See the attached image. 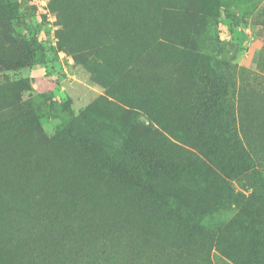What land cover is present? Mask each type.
<instances>
[{
    "label": "rangeland",
    "instance_id": "374dc122",
    "mask_svg": "<svg viewBox=\"0 0 264 264\" xmlns=\"http://www.w3.org/2000/svg\"><path fill=\"white\" fill-rule=\"evenodd\" d=\"M106 2L0 0V264H264V0Z\"/></svg>",
    "mask_w": 264,
    "mask_h": 264
},
{
    "label": "trees",
    "instance_id": "16d2710c",
    "mask_svg": "<svg viewBox=\"0 0 264 264\" xmlns=\"http://www.w3.org/2000/svg\"><path fill=\"white\" fill-rule=\"evenodd\" d=\"M155 1L156 0H108V2L104 4L102 10L98 12L99 14L96 15L95 19H97L96 21L98 22V24L102 25L104 29L119 27L120 25H126V24H132L136 27V29H140L141 27L142 29H144L145 28L144 26L147 25V23H150L149 21L150 14L152 12L153 4L155 3ZM113 11H117V13L120 14L121 16V17L119 16L120 23L112 22V19L110 17L108 18V16ZM1 149L2 151L6 150L5 147ZM233 151L235 154H239L246 161L252 164L251 160L247 158L244 150L234 149ZM17 174L19 175V173ZM32 174L26 172V174L23 175L25 177H32L33 176ZM41 174H45V173H41ZM40 176L44 178L43 192L45 194H48V196L46 198L45 195L42 196L40 199H37L36 200L37 206L34 212H30V211L27 212L29 213L30 217L33 220H37L43 214V212H46L48 214L47 215L48 219L51 220L55 226H59L61 215L58 211V208L60 207L61 203L66 204L68 201L64 200L63 199L64 197L61 196L63 188H58L59 186L54 184L45 185V181H47L46 176L45 175H40ZM16 178L20 179V176ZM3 186L7 187L10 193H13L12 191L16 193H22V191L25 188L22 185L21 186L18 185L16 187H10L8 185H3ZM30 191L33 195L34 191L32 190V188L30 189ZM92 197L94 200L99 199L93 195ZM21 211L25 212L26 210H21ZM96 211L102 213L100 209H97ZM48 219L41 218V220H48ZM71 229L72 228L70 226L66 227V231L70 234H73L71 232ZM76 235L78 234L75 233L74 236Z\"/></svg>",
    "mask_w": 264,
    "mask_h": 264
}]
</instances>
